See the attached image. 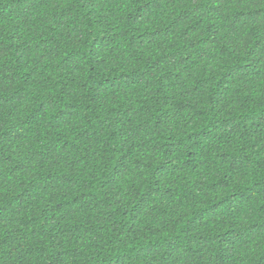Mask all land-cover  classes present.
Masks as SVG:
<instances>
[{"label": "trees", "instance_id": "obj_1", "mask_svg": "<svg viewBox=\"0 0 264 264\" xmlns=\"http://www.w3.org/2000/svg\"><path fill=\"white\" fill-rule=\"evenodd\" d=\"M0 264H264V0H0Z\"/></svg>", "mask_w": 264, "mask_h": 264}]
</instances>
